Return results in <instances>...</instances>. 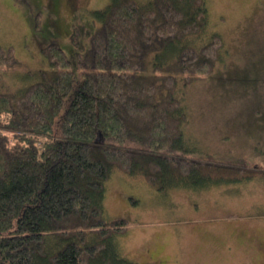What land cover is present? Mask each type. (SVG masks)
<instances>
[{
    "label": "trees",
    "instance_id": "obj_1",
    "mask_svg": "<svg viewBox=\"0 0 264 264\" xmlns=\"http://www.w3.org/2000/svg\"><path fill=\"white\" fill-rule=\"evenodd\" d=\"M207 16L205 0H109L75 62L51 42L32 82L0 92V264H138L115 243L127 221L103 214L115 170L159 192L261 173L188 156L184 88L224 53Z\"/></svg>",
    "mask_w": 264,
    "mask_h": 264
},
{
    "label": "rangeland",
    "instance_id": "obj_2",
    "mask_svg": "<svg viewBox=\"0 0 264 264\" xmlns=\"http://www.w3.org/2000/svg\"><path fill=\"white\" fill-rule=\"evenodd\" d=\"M108 1L0 0V47L17 59L0 67V92L17 94L32 82L48 66L42 51L51 42L75 62L93 30L91 12ZM205 1L207 28L224 53L184 88L188 156L261 173L159 192L143 177L113 171L103 214L127 221L115 243L138 264H264V0Z\"/></svg>",
    "mask_w": 264,
    "mask_h": 264
}]
</instances>
